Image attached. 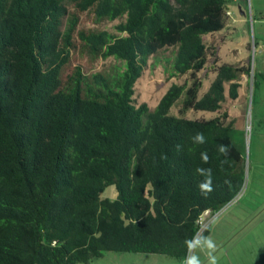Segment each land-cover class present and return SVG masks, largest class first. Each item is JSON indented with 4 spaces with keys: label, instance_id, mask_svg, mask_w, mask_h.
I'll list each match as a JSON object with an SVG mask.
<instances>
[{
    "label": "trees",
    "instance_id": "obj_1",
    "mask_svg": "<svg viewBox=\"0 0 264 264\" xmlns=\"http://www.w3.org/2000/svg\"><path fill=\"white\" fill-rule=\"evenodd\" d=\"M233 1L0 0V264H90L107 252L182 262L202 213L221 210L244 183L235 118L223 105L237 99L249 57L217 64L203 41L224 29ZM86 13L116 21L114 32L78 28ZM74 51L120 66L69 68ZM150 59L167 78L187 77L152 108L133 98ZM207 69L213 79L200 95L197 74ZM198 131L203 145L192 140ZM209 167L204 197L196 169ZM108 187L115 197L101 198Z\"/></svg>",
    "mask_w": 264,
    "mask_h": 264
},
{
    "label": "rangeland",
    "instance_id": "obj_2",
    "mask_svg": "<svg viewBox=\"0 0 264 264\" xmlns=\"http://www.w3.org/2000/svg\"><path fill=\"white\" fill-rule=\"evenodd\" d=\"M237 1H233V5L225 12L224 29L203 37L205 45L216 51L217 64H246L249 57L251 67L250 75H243L239 80L241 87L237 99H228L223 105L229 119L235 118L232 139L242 155L244 183L240 192L221 211L201 217V221L206 220V227L214 224L212 230H239L243 218L254 219L258 213L257 209L264 202V0H243L242 10L237 8ZM116 23L96 22L92 15L86 13L80 16L78 28L114 32L113 26ZM169 54V51H165L159 57H169ZM154 61L150 59L147 62L141 77L135 83L133 98L136 105L146 103L148 107H154L172 83L182 84L187 78H167L163 64ZM211 62L212 58L208 57V64H212ZM77 65L81 66L83 72H112L120 66V62L112 58L96 60L74 51L71 52L69 68ZM253 73L256 74L255 86ZM197 75L202 82L199 93L202 95L213 79V74L207 69ZM177 110L178 105H175L170 113L178 115ZM214 115L193 111L184 114L188 119H209ZM115 195L114 188L108 187L101 194V198L113 199ZM234 212V219L228 221V217ZM224 224L228 225L223 227ZM241 230H244L243 226ZM192 254L193 252L190 255ZM132 256L135 258L133 253L107 252L102 258L92 260L90 264H121L120 258ZM146 260L147 264L153 263L150 259Z\"/></svg>",
    "mask_w": 264,
    "mask_h": 264
},
{
    "label": "crops",
    "instance_id": "obj_3",
    "mask_svg": "<svg viewBox=\"0 0 264 264\" xmlns=\"http://www.w3.org/2000/svg\"><path fill=\"white\" fill-rule=\"evenodd\" d=\"M237 2V8L240 10L243 8L244 1L238 0ZM257 211L258 213L254 219L243 218L242 226L244 230H241L242 226L239 227V230H212L214 224L208 226L201 238L211 237L215 241L217 247L214 255L217 257V264H264V202ZM235 213L227 220H233ZM227 225L224 224L223 227ZM193 254L200 257L202 264H207L206 248L203 250L197 248ZM133 255H135V258L134 256H132L133 258H120L119 262L121 264H143L144 260L150 259L153 261L152 264H182L181 260L163 255ZM147 262L148 260H146V264Z\"/></svg>",
    "mask_w": 264,
    "mask_h": 264
},
{
    "label": "clouds",
    "instance_id": "obj_4",
    "mask_svg": "<svg viewBox=\"0 0 264 264\" xmlns=\"http://www.w3.org/2000/svg\"><path fill=\"white\" fill-rule=\"evenodd\" d=\"M192 140L197 145H203L206 143V137L202 132H196L192 137ZM177 151L182 149V145H176ZM218 152L220 155L227 157L230 154L231 148L229 145L220 144L218 146ZM201 160L203 163L208 164L210 162V158L206 151L201 152L200 154ZM161 159H167L166 155H162ZM221 163H227V160L221 161ZM196 173L200 176H203L204 179L199 184V189L201 195L207 197L212 191V169L209 168H197ZM188 244V248L190 252H194L195 249L200 248L201 250L207 249V264H217V257L214 255L216 252V243L211 239V237H204L201 239L194 238L191 241L186 242ZM184 264H202V261L198 255L192 254L185 258Z\"/></svg>",
    "mask_w": 264,
    "mask_h": 264
},
{
    "label": "built area",
    "instance_id": "obj_5",
    "mask_svg": "<svg viewBox=\"0 0 264 264\" xmlns=\"http://www.w3.org/2000/svg\"><path fill=\"white\" fill-rule=\"evenodd\" d=\"M209 214H211L209 211H205V212H203L202 215L200 216V218H199V220H198V222L200 223V228L197 230V232H196L195 236L193 237V239H194V238H196V239H200V237H201V235H202L204 229H205L206 226H207V225H206V220L203 222V221H201L200 219H201V217H202L203 215H209ZM207 217H208V216H207ZM193 239H192V240H193ZM190 254H191V252H190L189 249H188L185 258H186L187 256H189ZM185 258L182 260V264H184Z\"/></svg>",
    "mask_w": 264,
    "mask_h": 264
}]
</instances>
